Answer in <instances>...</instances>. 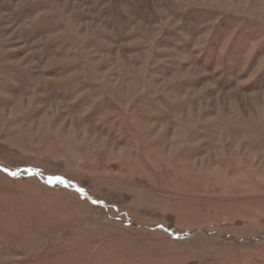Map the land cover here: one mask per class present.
<instances>
[{
    "label": "rangeland",
    "instance_id": "obj_1",
    "mask_svg": "<svg viewBox=\"0 0 264 264\" xmlns=\"http://www.w3.org/2000/svg\"><path fill=\"white\" fill-rule=\"evenodd\" d=\"M0 264H264V0H0Z\"/></svg>",
    "mask_w": 264,
    "mask_h": 264
},
{
    "label": "snow or ice",
    "instance_id": "obj_2",
    "mask_svg": "<svg viewBox=\"0 0 264 264\" xmlns=\"http://www.w3.org/2000/svg\"><path fill=\"white\" fill-rule=\"evenodd\" d=\"M4 170H5V171H8V169H4ZM11 174H12V175H15L16 173L13 172V173H11Z\"/></svg>",
    "mask_w": 264,
    "mask_h": 264
}]
</instances>
